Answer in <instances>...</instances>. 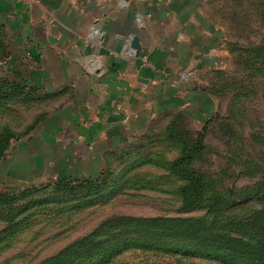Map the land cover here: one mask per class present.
<instances>
[{
  "label": "rangeland",
  "instance_id": "rangeland-1",
  "mask_svg": "<svg viewBox=\"0 0 264 264\" xmlns=\"http://www.w3.org/2000/svg\"><path fill=\"white\" fill-rule=\"evenodd\" d=\"M202 2L201 10L216 26L221 46L218 64L199 72L194 88L211 93L216 111L209 117L207 110L202 122L184 118L181 129L186 139L194 140L208 121L206 148L191 164L206 180L205 196L232 190L236 198H252L217 215H208L206 208L183 212L180 188L186 181L170 165L180 156L182 144L164 135L168 124L163 120L150 136L110 146L88 170L79 165L72 174L73 168L59 172L46 155L58 152L57 143L39 136L46 139L39 144L37 136H30L49 113L50 100L9 93L0 98V137L5 131L14 136L0 157V193L16 199L0 204V264H41L99 226L102 238L151 228L135 226L129 221L135 218L162 219L156 224L159 233L166 228L164 221L172 218L212 219L215 230L235 228L243 220L242 240L250 242L257 232L264 242V0ZM16 50L7 33L0 31V80L27 85L30 64L11 59ZM74 177L91 182L68 191L58 186V180ZM117 220L122 222L110 223ZM247 250L252 260L255 250ZM106 264H175V259L171 253L131 249ZM184 264L224 263L196 256Z\"/></svg>",
  "mask_w": 264,
  "mask_h": 264
},
{
  "label": "crops",
  "instance_id": "crops-1",
  "mask_svg": "<svg viewBox=\"0 0 264 264\" xmlns=\"http://www.w3.org/2000/svg\"><path fill=\"white\" fill-rule=\"evenodd\" d=\"M202 1L0 0V31L17 49L11 59L29 63L27 85L50 94L30 136L57 143L46 155L59 172L88 170L110 146L150 136L158 120L215 113L213 96L194 88L221 46Z\"/></svg>",
  "mask_w": 264,
  "mask_h": 264
},
{
  "label": "trees",
  "instance_id": "trees-1",
  "mask_svg": "<svg viewBox=\"0 0 264 264\" xmlns=\"http://www.w3.org/2000/svg\"><path fill=\"white\" fill-rule=\"evenodd\" d=\"M204 91L210 93L207 90ZM15 92H19L23 96L29 95V97L30 94H38L42 99H50V94L39 93L35 87L22 85L18 82L10 83L5 79L0 80V98ZM186 117L188 118L185 113H177L172 116L164 131V135L168 136L169 139L182 144L180 156L170 164L172 172L186 181L180 188L182 195L181 210L189 213L200 208H206L208 215H217L225 209L228 210L237 204L250 200L252 194H244L240 198H236L237 195L232 190L226 194L215 192L209 197L205 196V192H207L206 180L203 174L191 167V164L201 157L206 148L204 140L208 121L194 140H188L181 129L182 122H180ZM13 136L11 131H5L1 135L0 157L4 155ZM90 182V179L66 178L58 180V186L68 191L74 188L87 187ZM14 199L16 197L8 192L0 193L1 205ZM204 220L195 218L167 219L164 221L167 223L166 228L159 233L156 224L162 222V219L135 218L129 220L135 226H147L146 228L150 226L151 228L143 231L137 229L136 235L117 233L109 238H102L99 235L103 228L99 226L88 236L77 238L41 264H106L113 256L131 249L155 251L163 254L171 253L175 259V264H184L191 257L196 256L217 259L224 264H264V242L261 241V236L255 232V236L251 238L250 242L242 240L245 226L243 220L238 222L235 228L227 226V229L220 228L219 230L213 228L215 221L212 219L210 221ZM121 222L117 220L110 223L118 225ZM234 233L239 237H231ZM248 248L255 250V256L252 260L247 258Z\"/></svg>",
  "mask_w": 264,
  "mask_h": 264
},
{
  "label": "water",
  "instance_id": "water-1",
  "mask_svg": "<svg viewBox=\"0 0 264 264\" xmlns=\"http://www.w3.org/2000/svg\"><path fill=\"white\" fill-rule=\"evenodd\" d=\"M131 46L135 50H138L140 48L139 37L138 36H134L133 37Z\"/></svg>",
  "mask_w": 264,
  "mask_h": 264
},
{
  "label": "built area",
  "instance_id": "built-area-1",
  "mask_svg": "<svg viewBox=\"0 0 264 264\" xmlns=\"http://www.w3.org/2000/svg\"><path fill=\"white\" fill-rule=\"evenodd\" d=\"M92 69H93L95 72H100L99 64H98L96 61H94V62L92 63Z\"/></svg>",
  "mask_w": 264,
  "mask_h": 264
}]
</instances>
